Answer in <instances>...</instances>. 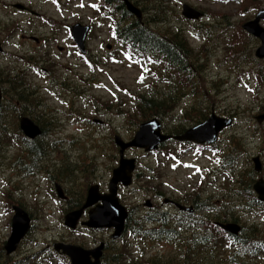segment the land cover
I'll list each match as a JSON object with an SVG mask.
<instances>
[{"label":"rangeland","instance_id":"1","mask_svg":"<svg viewBox=\"0 0 264 264\" xmlns=\"http://www.w3.org/2000/svg\"><path fill=\"white\" fill-rule=\"evenodd\" d=\"M0 1V20L4 23L11 20L19 23L15 29L13 27L17 24L5 29L0 26V45L4 49L0 53V71L9 72L12 77L9 86L16 83V74L21 76L22 87H26L28 92L38 93L37 101L42 104L41 112L44 116L49 114L50 118L57 120V125L49 127L51 131L47 139L59 141L56 142V146L61 148L58 152H66L68 161L78 164L80 168L70 182H65L66 175L60 178L66 187L75 191L99 181L101 188L107 192L108 174L111 175L115 159L119 156L115 137L131 141L143 124L153 120L138 118L135 114L138 105L135 96H156L161 92H170V88H176L171 92L173 98L177 99L174 102L176 109L161 121L163 133L186 132L194 127L188 121L189 113H195L192 109L194 107L207 108L208 117L214 111L219 117L232 119V125L220 134L216 144L218 151L185 147L183 149L187 152L183 153L182 163L175 167L172 163L167 164L163 156L168 149L177 147L174 142L161 143V147L166 144L168 147L163 151L159 149L162 154L155 152L151 157H141L143 149L134 147L127 150L128 157L153 162L157 169L162 168L150 185H156V188L176 200L181 199L179 202L186 206H190L197 195L200 201H208L210 205L217 204L216 200H221L225 194L219 190L225 181V175L218 170L219 161L216 160L223 155L221 146L227 147V154L236 150L241 155L237 166L242 171L253 169L252 159L259 156L263 163L261 177H264V122L256 120L257 116L264 114V85L258 79L257 88L253 90L243 82L254 87L255 77L249 72L258 76L257 69L264 71V59L255 58L261 42L254 37V41L250 40L249 34L243 29L245 23L255 21L258 13L264 9V0H258L257 8L253 4L251 6L254 7L250 8L248 3L247 10H243L242 5L235 0H132L145 11V19L152 18L150 12L154 11L144 8L143 3L154 1L156 4H163L167 23L151 25L150 30L160 34L169 33L170 29L175 32L183 30L189 45L199 52L196 63L203 64L198 80L197 97L200 100L185 91L184 81L176 86L166 87L160 68L137 62L130 52L120 48L114 40L110 22L94 17L90 10L82 8L84 3H80L81 1L93 0H72V3L66 1L62 9L55 8L49 0ZM9 2L12 4L11 10L6 6ZM17 3L31 8V14L15 9L13 4ZM184 6L200 11L203 16L198 21L190 20L183 15ZM76 22L94 25L93 29L89 28L85 41L89 61L82 58L79 50L76 53L71 44L69 26L74 27ZM259 25L263 26L264 21L261 20ZM24 35L36 36L41 40L51 37L52 41L40 45L23 39ZM241 44L246 45V59L242 58L238 62L231 54L233 48L238 49ZM250 54L256 65L243 69L241 63L247 65ZM26 55L37 57L39 62L31 60L32 65H28L26 61H22ZM40 56L45 63L40 62ZM144 66L145 71L142 68ZM62 82L65 87L60 85ZM7 90L3 101L6 104L10 101L13 103L14 97ZM154 135L152 128L147 127L144 139L152 143ZM230 145L233 148L228 151ZM16 153L17 150L13 149V152L7 150L4 155L12 156ZM54 159V163L47 161L49 165L43 162L46 172L41 175H49L50 178L56 174L55 169L65 161L61 154ZM37 173L18 179L15 177L17 173L12 169L6 166L0 168V251L1 247L4 251V244L11 234L12 203H21L33 218V227L26 240L12 255H7L5 251L2 255L0 252V264H6L8 258L19 260L38 252L42 253L41 264H67L63 257L51 256L53 263L49 262L47 257L50 252L47 253L46 250L53 248L57 242L72 243L89 249L95 247V243L102 238L109 240L112 233L110 230H69L64 225L63 204L49 194V182L43 181V176L40 177V173ZM153 186L149 188L152 189ZM122 193V204L126 207L139 203L144 205L147 198L154 201L150 195L145 197L137 192L134 186L127 191L120 190V194ZM168 250L169 246L165 243H151L146 247L148 254L158 257L164 256ZM220 260L225 261V258ZM251 264H264V258L257 257Z\"/></svg>","mask_w":264,"mask_h":264},{"label":"trees","instance_id":"2","mask_svg":"<svg viewBox=\"0 0 264 264\" xmlns=\"http://www.w3.org/2000/svg\"><path fill=\"white\" fill-rule=\"evenodd\" d=\"M112 1L113 0H108V4L115 5ZM115 1L118 2L117 0ZM138 1L140 2V0ZM235 1L242 5L244 8L243 10H247L248 3L250 4V8L254 6L257 8L258 6V0ZM252 4L254 6H251ZM162 6L164 5L156 4L154 1L143 3L144 8H150L154 11L152 13L150 12L152 18H143L144 24L132 16L123 4L119 8L116 7L115 13L108 14L109 17L114 16V29L116 22L115 38L118 40L119 44L132 50L135 55L146 56L154 61L153 63L161 69L160 71L164 78L163 83L166 84V87H171L173 85L176 86L184 81L186 87L185 91L200 100V98L197 97L199 91L198 80H200L203 64L196 63L197 53L199 52L189 45L188 39L182 32L183 30H181V32H175L173 29H170L168 30L169 33L163 34L152 32L150 30L151 25L167 23L164 7ZM143 12L145 11L143 10ZM116 13L120 18L119 20H116L118 17L117 15L115 16ZM243 14L246 15V12ZM8 22L11 25L17 24L13 29L19 25V23H15L14 20L7 21V25L9 24ZM0 23H4V21L0 20ZM120 25L122 27H120ZM249 39L254 41V38L250 35ZM245 44L239 45L238 49L233 48V53L231 54L232 58H235L238 62L241 61L242 58L246 59ZM249 57L250 61H247V65L241 63L243 69L256 65L253 55L250 54ZM40 58V62L45 63V60L42 59L43 57L40 56ZM202 59L203 58L200 59V62ZM31 60H35L34 63L39 62L37 57H34L33 55H26L22 58V61H26L28 65H32ZM257 71L258 76L253 73L251 74L255 77L256 83L259 79L262 85H264V71L261 69H257ZM20 80H22L21 76L16 74L14 77L16 83H13L16 88L22 86ZM60 85L64 86L65 84L62 82ZM170 89V92H161L156 96L151 97L147 96V94L136 95L135 99L138 105L135 108V114L138 118L147 120L157 117L162 121L165 119V115H169L170 112L175 110L176 106L174 102H176L177 99L173 98L171 92L176 88ZM16 93H19L17 94L18 96L20 95L19 91ZM17 101H21L20 97L16 99L14 98V102ZM172 103L174 104L172 105ZM4 104L5 103L0 106V159L5 156L4 153L7 150H10L11 152V148L16 149L18 157L13 161L15 168H12V170L17 173V176L15 177L21 179L26 176L34 175L36 174L38 163L42 160L41 157L43 153L50 150L48 148L46 149V144L38 143L39 145H37L32 142L19 143L17 141H10L13 133L8 131L7 124L5 128L3 126V124L6 123L5 117H7V115L4 114ZM192 109L195 113H189L188 118L190 119H187L191 122L192 126L201 123L208 118L207 108L194 107ZM170 142H174V145L177 147L175 149H168L164 154L168 155V157L170 156V158L175 157L176 159H180L181 156L178 153H184L185 150L179 147V142ZM34 145H36V147H33ZM166 145H163L160 150H165L168 147ZM199 147L203 149L207 148L206 146ZM35 148H37L39 152L35 151ZM231 148H233L232 145L229 146L228 151ZM226 152L227 149L223 152L221 161L227 158L230 159V178L232 181L234 180L233 182L235 184L241 183L242 178L246 179L248 176H254L255 172L253 169L250 168V171H242L239 166H237L238 163H240L239 158L241 155L238 154L236 150H231L228 154ZM251 164L253 166V163ZM237 168H239V171L236 174ZM223 170L225 171V169ZM156 171H158L157 168L154 173ZM151 175L152 174H150L149 179L155 178L151 177ZM252 184L253 183L250 184L249 188L251 190V195H253L255 200L257 197L252 191ZM12 204L14 205L17 203ZM205 206L208 207L211 212L205 214V216H199L196 212L205 211ZM221 208L222 210L218 208L216 204L214 206L209 205L207 202L201 203L200 201H197L196 204H194L195 212L192 214L186 213L187 219L184 222L174 225L172 223L173 221L163 220L162 226L158 230H148L146 224L149 221L136 222L135 220H132V218H128L126 232L131 234L134 239L143 242L149 240L159 241L161 238H164L165 240L175 242L176 251L165 257H156L153 255L147 256L145 252L135 256L131 249V244L125 243L124 245L115 248V251H113L115 253L112 255L105 254L103 264H251L257 259V257H260L261 253L264 252V240H262V237L259 235L260 231H256L255 227H252L249 229V232L238 237L228 234L222 230L220 226H217V223L239 222L240 218L233 204H227L224 202L222 203ZM183 225L184 227L181 228ZM181 230L187 236L182 235L180 232ZM0 252L4 255L3 247H1ZM40 255L41 254L38 252L33 255H28L27 257L24 256L19 260L8 258L6 264H41L43 259ZM51 256L55 258L61 257L55 253L50 254L47 257V260L52 263L53 258ZM221 258H225V261L220 260ZM65 260L67 261L66 258ZM67 264L70 263L67 261Z\"/></svg>","mask_w":264,"mask_h":264},{"label":"flooded vegetation","instance_id":"3","mask_svg":"<svg viewBox=\"0 0 264 264\" xmlns=\"http://www.w3.org/2000/svg\"><path fill=\"white\" fill-rule=\"evenodd\" d=\"M66 1H68V0H54L53 5L55 6V8L58 9L59 7H61V5L63 3L65 4ZM76 1H78V0H76ZM112 2L118 8L121 6V4L119 2H116L115 0H113ZM71 3H72V0H71ZM80 3H84V4H82V8L90 10L94 14V17H99L100 20H105L104 19V13L107 12L108 0H93V2H86V1L82 2L81 1ZM6 6L10 7L8 10H11V6H12L11 3L6 4ZM27 8H28L27 10L22 11V12H26L28 14H31L30 11L32 9L29 7H27ZM76 24L90 26L91 29H93V26H94V25L92 26L89 24H83L81 22H76ZM6 25H7L6 23H0L1 29H5L6 27L11 26L10 23L7 26ZM70 28H71V26H69V31H70ZM22 38L25 40H31L34 43L40 44V45H42L43 42L48 44L49 42L52 41L51 37H47V38L45 37L41 40L39 37H36V36L24 35V36H22ZM35 38H38V41L35 40ZM70 41H71V44H72L75 52L77 53V46H76V43L74 41V38L71 36V33H70ZM88 57L89 56H87V60L89 61ZM11 79H12V77L9 76V72L2 71L0 73V92L2 95V99H4V97L8 93L7 89H9L11 91L10 94L12 97H14L15 99L20 97V100H21V101H17V102H13V103L8 102L7 104L6 103L4 104V109H5L4 114L7 115V117H5L6 123L3 124V126L5 128V126L7 124L8 131L10 133H13L11 138H10V141L11 142L17 141L19 143H21V142H25V143L32 142L33 144H37V145L46 144V149L48 148L50 150V153L47 154V151H46V153H43V155L41 157L42 160L38 163V168L36 170L35 175H37L38 174L37 172H39L40 177L43 176V175H41V173H43L44 171L46 172L45 164L43 162L45 161V163H46L49 160V161H52L54 163V161H56L54 159V157H57L59 154H61L62 159L65 161L63 162V164L61 166H58L55 169L56 174H53V176L50 177L51 179L49 178V175L43 176L41 179L43 181L46 180L47 182H49V187H50L48 190L49 194L57 202L63 204L64 210H65L63 212L65 214L64 216L69 214L71 211L81 209L84 206V204L86 203L89 185H85L83 188L75 190V191L71 187L68 188L65 186L66 185L65 182L66 183L70 182L75 177V175L78 174V172L80 171V168L78 167V164H71L68 161L69 158H68V156L65 155L66 152H58V151H61L60 150L61 148L59 146H56V142H59V141H52L51 139H47V137H49V135H50L49 131H51V129L49 127H53V126L57 125V123H58L57 120L54 118H50L49 114H46V117H45L44 114L41 112L42 104L37 101V99H38L37 98V96H38L37 92H35V93H34V91L28 92V89L26 87L21 86L19 88H16L13 84L11 86H9V84H11V81H10ZM17 89H19V90H17ZM17 91L20 92L19 96L17 95L19 93H16ZM168 116L169 115H165V118H167ZM22 118H29L38 127L39 130H38V133L36 135L28 136L24 133V131L21 129V122H20ZM226 129L227 128L223 129L221 131V133L224 132ZM161 130H162V122H161ZM174 130H176V127H174ZM162 133H163V130H162ZM184 133H185V131L184 132H182V131H179V132L178 131H170L167 134H165V133H163V134L165 136L170 137L169 139H167L165 141L166 143H168L170 141H175V142L180 143L179 147H181V148H185V147H196L197 148L196 143L180 142V141H177L174 139L175 137L182 136ZM217 142H218V140H217ZM217 142L214 145H205V146L209 149H213L214 151H215V149H216V151H218V147L216 145ZM33 147H36V145H34ZM221 147L223 148L221 151V154H223V152L226 151L227 147L226 146H221ZM160 148H161V146H160ZM35 149H36L35 151H38L37 148H35ZM55 152H57V153L55 155H53ZM157 152H159V154L163 153L162 151H157ZM186 152L187 151H185L184 153H186ZM142 153L143 154L141 155V157H143V158L144 157H151V156H153V153H155V151H152V152L151 151L150 152L142 151ZM182 153H178V154H180V156L182 157ZM51 155H53V156L51 157ZM163 156L167 160V162H168L167 164L172 163V166H174V167L177 166L178 164L182 163V160H177L175 157L170 158V156L168 157V155H165V154H163ZM17 157H18L17 154H14L12 156L5 155L3 158L0 159V162H1L0 168L3 166H6L10 169L15 168L13 161H15ZM125 158L135 160V171L133 172V183L129 186V188L134 186L135 190L137 192L143 194L145 197L147 195H150L152 198H154V201L147 198V201H146V203H144V205L139 203L136 206H131V205L127 206V213H128L129 218L130 219L132 218V220H135L136 222H140V221H144V220L157 222L158 226H160V224L162 223L163 220L173 221L172 223L174 225L184 222L187 219V214L185 212H183L182 209L178 208L179 204L183 205L179 202V201H181V199L176 200L175 198L170 197L165 191H162L159 188H156V185H154V186L150 185V183L154 182L153 180L157 178L156 175H157L158 171H156L154 173V171L156 170V165L153 162L149 163V162H146L145 160H140L139 158H134V157L130 158L127 156V152L125 154ZM221 159H222L221 155L219 156V158L218 157L216 158V160L219 161L218 170L221 171L225 175V181L223 182V185L219 188V190L223 191L225 194L221 200L218 198L216 200L217 202H215V203H217L216 206L218 208H220L219 206L224 202L227 204H233L235 207V210L238 213V216L240 218L239 222L237 221V222H229V223H222V224L237 225L238 230H239L237 235L233 234V233H228V234H231L232 236H235V237L236 236L238 237L242 234H246V232H249V229H251L252 227H255L256 231H260L259 235L262 237V240H264V229H263L264 228V225H263L264 224V201L259 198V194L256 192V190L254 188L255 184L259 180H264V177H261L262 171L258 172L255 169V167L253 166V170L255 172L254 176L253 177L248 176L246 179L242 178L241 183L235 184L233 182L234 180L232 181L230 178V176H231V171H229L231 168L230 167V165H231L230 159L227 158L223 161H221ZM120 160H121V156L119 153L118 158L115 159V166L112 167L111 175L108 174L109 180H108L107 192H106V190H103L101 188V186L99 185L100 184L99 181H96V184H91L90 187L92 185H97L99 187V191L102 194H107L109 192L108 188H109L110 181L113 177V171L117 167H119ZM252 162H253V159H252ZM43 165H44V167H43ZM46 165H49L48 162ZM148 166H150L151 168ZM160 169H162V168H158L159 171H160ZM223 169H225V171ZM101 170L104 171L102 169V167H101ZM150 170H153V171H150ZM262 170H263V163H262ZM238 171H239V168L236 169V174ZM150 174H152L151 177H155V178L149 179ZM64 175H66L65 176V182L61 181V179H60ZM21 179H23V178H21ZM234 179H235V177H234ZM51 180H53V181L51 182ZM59 182H61L62 184ZM251 183H253L252 184V191L255 194V196L257 197L255 200H254L253 195H251V190L249 188ZM57 186H60L63 189V198L65 197L64 199H61L57 195ZM149 186H153V188L150 189ZM129 188H125L121 184H119L117 197L121 203H122V198H123L122 195H124V193L120 194V190L127 191ZM194 190H197V189H194ZM197 201H200V198L198 195L192 199L190 206L192 208H194V204H196ZM200 202L201 203H203V202L208 203V201H200ZM258 202H260V203H258ZM212 205H214V204H212ZM183 206H186V205H183ZM23 209L25 210V212L27 211L24 206H23ZM220 209L222 210V208H220ZM89 210L90 209H86L84 211V213H83V215H82V217L79 220V223L77 225V227H79V228L77 230L75 229L74 231L79 232V229H87L89 231L90 230L98 231L96 228H92L90 226L84 225V223H86L89 219ZM209 212H211V211L209 210L208 207H206V210L201 211L198 215L199 216H205V214H207ZM214 214H215V211H214ZM30 217H32L31 213H30ZM31 219L33 220V218H31ZM219 223H217V224H219ZM80 227H83V228H80ZM183 227H184V225L181 228H183ZM105 230H109V229H105ZM243 232H245V233H243ZM111 235H110L109 240H104L102 238L99 242L95 243V247H97L99 244H104V250H105L104 251V257H105V254L112 255L114 253L113 250L115 249V245H116L117 241H113L111 239ZM182 235L187 236L184 234V232L182 233ZM27 236L23 239V241H21V243H23L24 240H26ZM21 243H20V245H21ZM58 243L72 244V243H65V242H58ZM20 245H19V247H20ZM74 245H76V244H74ZM95 247H93V248H95ZM93 248H89V249H93ZM175 248H176V244L170 243L169 250L167 252L168 256L170 255V252ZM46 251H47V253L48 252L54 253V250L51 247H49V249ZM0 257H1V255H0ZM104 257H103L101 264H103V262H104ZM260 257L264 258V252L261 253Z\"/></svg>","mask_w":264,"mask_h":264},{"label":"water","instance_id":"4","mask_svg":"<svg viewBox=\"0 0 264 264\" xmlns=\"http://www.w3.org/2000/svg\"><path fill=\"white\" fill-rule=\"evenodd\" d=\"M125 2L128 10L135 15L138 20H142L143 13L129 0H122ZM17 9L24 10L23 5H16ZM183 15L190 20H199L203 14L189 6H184ZM264 20V9L261 10L255 21L248 22L243 28L261 40V46L256 51V57L264 59V28L259 25L260 21ZM89 28L83 27L78 24L72 28V34L83 53H86L85 41L87 38ZM0 46V52L2 51ZM2 101V95L0 92V104ZM259 122L264 121V115L257 117ZM232 120L221 118L213 113L205 122L198 126L186 131L182 136L176 137L180 141L194 142L198 144L211 145L218 139L220 132L230 127ZM151 127L155 134V140L152 143L144 139L146 128ZM21 128L28 136H34L38 133V127L29 119L23 118L21 120ZM169 136L162 135L161 124L157 120H152L143 124L140 130L136 133L135 138L130 142H125L122 138H116V144L120 147V164L119 167L113 171V177L109 184V193L102 195L99 192L97 185L92 186L88 192V198L83 208L69 213L65 217V224L71 229H76L84 211L98 203L95 208L89 212V221L84 225L97 229H115L113 239L119 238L125 229V221L128 218V213L125 207H123L118 198L117 192L119 184L129 186L132 183L133 172L135 171V160L126 159L125 151L129 148L136 147L144 149L145 151H152L159 147L161 143L169 139ZM153 139V138H152ZM150 143V144H149ZM255 169L260 172L262 170V163L259 157L254 159ZM255 190L259 194V198L264 201V180H259L255 184ZM58 194L63 197V190L61 187L58 189ZM31 219L29 215L20 207H14V216L12 220V233L5 245V251L7 255L13 254L23 240V238L30 231ZM223 229L233 234H238V227L234 224L221 225ZM55 249L62 251L64 255H67L72 264H100L102 257L104 244L94 250H86L80 246L56 244ZM92 258L95 261H92Z\"/></svg>","mask_w":264,"mask_h":264}]
</instances>
